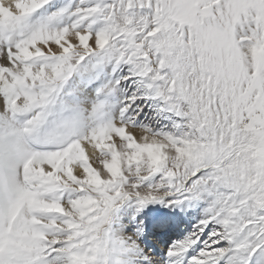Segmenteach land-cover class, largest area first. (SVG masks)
<instances>
[{
	"label": "snow or ice",
	"instance_id": "6c2138e0",
	"mask_svg": "<svg viewBox=\"0 0 264 264\" xmlns=\"http://www.w3.org/2000/svg\"><path fill=\"white\" fill-rule=\"evenodd\" d=\"M0 264H264V0H0Z\"/></svg>",
	"mask_w": 264,
	"mask_h": 264
}]
</instances>
